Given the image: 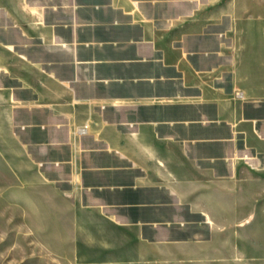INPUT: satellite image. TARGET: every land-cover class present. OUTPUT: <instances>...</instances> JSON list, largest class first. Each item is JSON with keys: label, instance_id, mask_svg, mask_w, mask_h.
<instances>
[{"label": "crops", "instance_id": "crops-1", "mask_svg": "<svg viewBox=\"0 0 264 264\" xmlns=\"http://www.w3.org/2000/svg\"><path fill=\"white\" fill-rule=\"evenodd\" d=\"M99 26L111 39L85 44L108 53L84 57L82 29ZM36 36L58 60H35ZM0 101L19 125L8 163L44 166L43 179L60 189L81 174L82 201L98 180L160 195L161 181L251 179L243 170L264 164V0H0ZM114 190L112 219L130 228V203ZM171 195L176 212L203 211L179 198L204 189ZM177 220V228L206 223ZM122 243L132 245L124 264H252L241 243L221 236Z\"/></svg>", "mask_w": 264, "mask_h": 264}, {"label": "rangeland", "instance_id": "rangeland-1", "mask_svg": "<svg viewBox=\"0 0 264 264\" xmlns=\"http://www.w3.org/2000/svg\"><path fill=\"white\" fill-rule=\"evenodd\" d=\"M98 1L102 6L107 4V0ZM37 7L44 6L39 3ZM82 15L89 18L90 12L84 8ZM111 37L105 27H83L80 38L85 49L82 55L106 56L107 45L85 43ZM35 41L36 61L46 62L50 56L59 59V54L46 53L42 48L48 39L36 36ZM6 103L0 101V264H124L122 254L132 245H124L123 239L138 236L233 238L249 253L252 264H264V164H260L257 173L243 170V176L251 179L156 182L160 195H154L150 187L138 190L134 182L124 185L120 181L119 187L117 180H98L100 187L93 190L94 197L82 201L78 194L85 190L81 174L73 186L60 189L43 179L44 166H39L35 172L25 163H8L9 154L18 145L12 132L17 131L19 125L14 111L3 108ZM87 122L77 129L89 125ZM192 187L204 189L206 195L179 200L196 201L203 211L191 214L187 207L176 212L173 203L177 198L171 193L174 189ZM114 188H120V196H125L130 203V228L112 219L110 192L118 191ZM97 208L99 212L94 211ZM178 217L187 222L206 223L202 229L177 228Z\"/></svg>", "mask_w": 264, "mask_h": 264}, {"label": "built area", "instance_id": "built-area-1", "mask_svg": "<svg viewBox=\"0 0 264 264\" xmlns=\"http://www.w3.org/2000/svg\"><path fill=\"white\" fill-rule=\"evenodd\" d=\"M88 128H89V125L88 124H84V126L82 125L81 126V134H86L88 132Z\"/></svg>", "mask_w": 264, "mask_h": 264}, {"label": "bare ground", "instance_id": "bare-ground-1", "mask_svg": "<svg viewBox=\"0 0 264 264\" xmlns=\"http://www.w3.org/2000/svg\"><path fill=\"white\" fill-rule=\"evenodd\" d=\"M84 126V125H83Z\"/></svg>", "mask_w": 264, "mask_h": 264}]
</instances>
